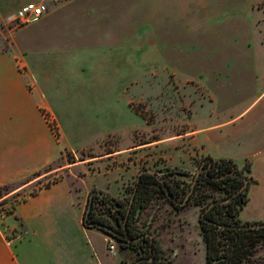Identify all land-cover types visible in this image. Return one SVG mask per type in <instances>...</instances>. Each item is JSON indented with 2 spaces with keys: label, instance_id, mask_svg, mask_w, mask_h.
I'll list each match as a JSON object with an SVG mask.
<instances>
[{
  "label": "rangeland",
  "instance_id": "obj_1",
  "mask_svg": "<svg viewBox=\"0 0 264 264\" xmlns=\"http://www.w3.org/2000/svg\"><path fill=\"white\" fill-rule=\"evenodd\" d=\"M137 1V37L118 39L112 48L76 49L67 59H53L48 98L57 111L65 141L76 148L87 147L77 154L79 159L90 161L98 153L149 140L153 141L152 153L144 151L137 157L142 169L163 166L194 176L207 157L191 140L194 134H185L181 140L178 133L205 130L214 122H225L224 129H232L251 113H256L255 127L264 124L257 114L264 103V1ZM16 13L0 21V53L15 47V36L26 43L44 24L39 22L41 17L19 23ZM164 32L173 37L157 36ZM134 114L143 123L135 128L139 120ZM2 121L0 117V125ZM146 123L152 128L146 129ZM52 125L50 131L59 139L56 122ZM114 130L117 132L107 134ZM243 132L234 130L228 136L237 145ZM175 146L181 148L179 152ZM63 156L69 161L74 157L67 148ZM177 157L180 161L174 166ZM63 164L62 158L57 159L0 198L3 232L21 235L23 228L14 216L17 201L59 179ZM244 165L240 168L246 173ZM81 171H77L79 176ZM135 181L133 177V184ZM198 217L197 229L190 221L178 241L180 264H207ZM12 221L16 228H11ZM121 248L129 249L126 245Z\"/></svg>",
  "mask_w": 264,
  "mask_h": 264
},
{
  "label": "crops",
  "instance_id": "obj_2",
  "mask_svg": "<svg viewBox=\"0 0 264 264\" xmlns=\"http://www.w3.org/2000/svg\"><path fill=\"white\" fill-rule=\"evenodd\" d=\"M39 1L42 0H35ZM44 1L48 9L39 20L44 24L34 31V36L27 38L26 43L15 36V47L0 53V117L3 119L0 125V184L24 181L59 158L64 164L59 169L62 174L59 179L38 187L16 205L14 214L19 217L23 228L21 235L9 236L0 229V264H129L137 256L135 251L130 247L119 249L124 245L116 241V253L112 255L107 248L111 236L98 228L85 226L82 217L91 189L114 197L128 193L129 187L133 186V177L137 178L142 169L137 157L144 151L152 153L153 141L98 153L90 161L79 159L77 154L87 147L76 148L65 141L57 111L50 104L48 94L54 75L50 67L53 59H67L68 54L76 49L89 52L112 48L118 39L137 37L138 1ZM251 1L258 4L264 0ZM28 3L26 0H0V21L8 19ZM157 36L173 37L165 32ZM74 37L77 41H73ZM72 43L78 46L70 47ZM43 113L53 117L59 139L51 133ZM257 114L260 120H264V103ZM247 117L232 129L225 130V122H214L204 127L205 130L194 128L187 133H178L177 138L182 140L185 134L192 133L191 140L204 157L231 158L239 167L247 162L249 169L246 173L252 180L239 217L247 222H262L264 124L254 126L256 113ZM134 118L139 123L133 128L143 124L138 114H134ZM148 128L152 126L146 123ZM234 130L246 132L242 133L237 145L228 136V132ZM111 132L117 131L107 134ZM176 146L179 152L181 148ZM64 148L73 153L72 161L65 160ZM178 160L179 157L174 166ZM85 164L91 168L85 169ZM145 169L161 174L164 167ZM78 170H82L81 176L77 174ZM198 215L199 207L193 202L175 208L158 198L143 211L140 221L153 231L152 235L171 264H180L178 241L190 221L195 222L197 229ZM9 223L11 228L17 227L15 222ZM253 262L264 264V243L257 245L239 264Z\"/></svg>",
  "mask_w": 264,
  "mask_h": 264
},
{
  "label": "trees",
  "instance_id": "obj_3",
  "mask_svg": "<svg viewBox=\"0 0 264 264\" xmlns=\"http://www.w3.org/2000/svg\"><path fill=\"white\" fill-rule=\"evenodd\" d=\"M244 166L245 170H248V163ZM164 168L167 170L162 171L159 176L156 172L151 173L146 169L140 174L139 182L135 181L128 193L122 197L110 196L100 190L91 189L89 192L91 200L88 197L83 212L82 220L85 226L95 227L105 232L107 231L104 228L108 227L109 235L121 242V245H126L135 251L137 255L135 259L144 258L137 264H171V260L165 255V251L162 250L155 236L153 235L151 242L150 237L145 235L153 231L141 223L140 219L143 211L158 198L164 199L175 208L181 207L182 205L169 199L164 185L173 198L182 200L191 188L194 176L184 170ZM39 172L36 171L31 176L38 175ZM245 179L247 185L239 191ZM30 180L32 178L29 176L21 181V184ZM251 180L243 168L227 157L213 159L207 171L200 173L197 177L187 203L193 202L199 207V228L205 243L207 264H239L252 254L257 245L264 243V226L238 227L246 223H254L243 221L239 217L240 209L247 201L248 185ZM15 184L17 182L0 184V198L7 194ZM135 186L137 190L128 213L130 197ZM234 193L237 194L225 200ZM25 197L19 199L16 205ZM90 201L91 205L88 209ZM142 234L144 235L140 237Z\"/></svg>",
  "mask_w": 264,
  "mask_h": 264
},
{
  "label": "built area",
  "instance_id": "obj_4",
  "mask_svg": "<svg viewBox=\"0 0 264 264\" xmlns=\"http://www.w3.org/2000/svg\"><path fill=\"white\" fill-rule=\"evenodd\" d=\"M47 5L44 0L39 2L28 3L21 6L16 13L15 19L22 24H26L32 22L34 20L39 19L44 13L47 12ZM45 120L48 125H50V129H53L54 119L48 113H43ZM111 236V235H110ZM116 239L114 237H110L107 241V248L109 253L112 255L116 253Z\"/></svg>",
  "mask_w": 264,
  "mask_h": 264
},
{
  "label": "water",
  "instance_id": "obj_5",
  "mask_svg": "<svg viewBox=\"0 0 264 264\" xmlns=\"http://www.w3.org/2000/svg\"><path fill=\"white\" fill-rule=\"evenodd\" d=\"M206 161H207L208 165H211V163H212V161H213V158H211V157H207V158H205V159L203 160L202 163H205ZM145 170H146V169H141V170L139 171V173H138V175H137V178H136V182H137V183H138L139 180H140V174H141L142 172H144ZM165 170H167V169H166V168L162 169V170L160 171V173H161L162 171H165ZM147 171H149V172H151V173H154V171H152V170H147ZM156 174H157V176H159L158 173H156ZM198 174H199V171L197 170V172H196V174H195V178H194V180L192 181L191 188L189 189V191L187 192V194L185 195V197H184L182 200H178V199L173 198V196L169 193L168 189H167L166 186L164 185V188L166 189V195L169 197V199H172L175 203H178V204H180V205H183V204L187 203V201H188L189 198H190V195H191V192H192V190H193V187L195 186V182H196V179H197ZM246 185H247V180L245 179L243 186L240 187L239 190L243 189ZM136 190H137V186L134 187V191H133V193H132V195H131V197H130L129 207H128V210H127L128 213H129V211H130V207H131L132 202H133V200H134V196H135V192H136ZM89 199L91 200V197H89ZM228 199H229V198H226L225 200H228ZM211 204H213V203H211ZM90 205H91V201H90L89 204H88V209H89ZM262 226H264V221H262V222H254V223H246V224H243V225H239L238 227H239V228H240V227H243V228H258V227H262ZM104 229H105L107 232H110V229H109L108 227H105ZM143 235H144V234L140 235V237H142ZM145 235H148V236L150 237V241H151V242L153 241V235H152V233L148 232V233H145ZM150 251H151V246H150ZM142 260H144V258H137V259H135L134 261H132V262L129 263V264H137L139 261H142Z\"/></svg>",
  "mask_w": 264,
  "mask_h": 264
},
{
  "label": "flooded vegetation",
  "instance_id": "obj_6",
  "mask_svg": "<svg viewBox=\"0 0 264 264\" xmlns=\"http://www.w3.org/2000/svg\"><path fill=\"white\" fill-rule=\"evenodd\" d=\"M208 163L207 162H205V163H201L200 164V166H199V168H198V171H199V174L200 173H204V172H206L207 171V169H208ZM196 172H197V170H196ZM196 172L194 173V178H195V174H196ZM199 174H198V176H199ZM197 176V177H198ZM243 186V185H242ZM241 186V187H242ZM240 189V188H239ZM242 190V189H241ZM241 190H239V191H241ZM237 193H234L233 195H231L230 197H229V199L231 198V197H233V196H235ZM178 204V203H177Z\"/></svg>",
  "mask_w": 264,
  "mask_h": 264
}]
</instances>
